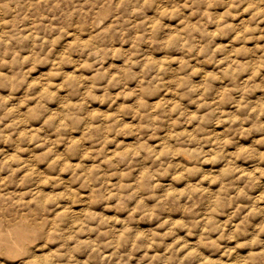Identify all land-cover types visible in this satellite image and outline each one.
<instances>
[{
    "label": "rangeland",
    "instance_id": "374dc122",
    "mask_svg": "<svg viewBox=\"0 0 264 264\" xmlns=\"http://www.w3.org/2000/svg\"><path fill=\"white\" fill-rule=\"evenodd\" d=\"M0 264H264V0H0Z\"/></svg>",
    "mask_w": 264,
    "mask_h": 264
},
{
    "label": "bare ground",
    "instance_id": "6f19581e",
    "mask_svg": "<svg viewBox=\"0 0 264 264\" xmlns=\"http://www.w3.org/2000/svg\"><path fill=\"white\" fill-rule=\"evenodd\" d=\"M24 222V221H23ZM26 224V223H25ZM19 236L22 238L21 234H19Z\"/></svg>",
    "mask_w": 264,
    "mask_h": 264
}]
</instances>
